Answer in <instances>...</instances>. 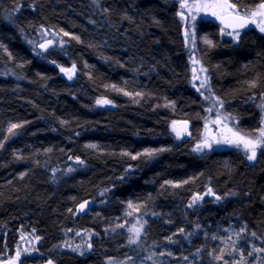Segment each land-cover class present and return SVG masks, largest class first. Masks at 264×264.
<instances>
[{"label":"trees","instance_id":"1","mask_svg":"<svg viewBox=\"0 0 264 264\" xmlns=\"http://www.w3.org/2000/svg\"><path fill=\"white\" fill-rule=\"evenodd\" d=\"M182 2L1 0L0 261L30 235L20 264H237V247L264 248V150L254 161L240 147L194 151L208 116L241 134L261 128L264 32L246 28L236 40L219 19H191ZM45 38L47 52L37 47ZM190 44L216 110L194 88ZM73 64L69 80L60 68ZM173 121L190 132L177 138ZM13 123L23 127L10 135ZM144 221L129 244L128 229Z\"/></svg>","mask_w":264,"mask_h":264},{"label":"snow or ice","instance_id":"2","mask_svg":"<svg viewBox=\"0 0 264 264\" xmlns=\"http://www.w3.org/2000/svg\"><path fill=\"white\" fill-rule=\"evenodd\" d=\"M181 9H188L189 12L193 8H195L197 11L200 10H212L211 14L214 16H217L218 19H221L222 23L224 22L225 18L223 16L218 15L215 9H221V11H226L227 12V18L232 21V23H228L226 26L231 27L233 29L232 33H228V35H233L234 33V39L238 40L240 36V32L237 29L244 28L248 24H256V26L259 28L261 32H264V0H261V2L254 8V9H245V8H238L237 3H228L227 0H201V2H195L192 4L188 3V0H183V2L180 5ZM180 15L182 20H186L187 17L185 16L184 12L178 13ZM257 17L260 18V21L257 22ZM191 19L195 20L196 17L195 15L191 16ZM62 31V30H61ZM223 31V30H222ZM46 34V33H45ZM64 36H68L69 33L63 32ZM185 38L187 42L188 38V33L185 32ZM73 39H76L79 41V37L73 36ZM195 39L193 35V40ZM206 43L211 44L212 41L210 40H205ZM31 43V41H29ZM53 45V40H46L43 43L39 44V48L42 49L44 52L48 51V48ZM0 47H4L3 45H0ZM37 55H41V53H36ZM55 63V61H53ZM194 63H198V61H194ZM76 66L75 64L72 65L71 68H60V71L63 72L65 75H67L68 79L71 80L72 76L75 73ZM195 71V70H194ZM201 71H206V69H201ZM196 79H199V77H195ZM207 86V81H202L200 87H206ZM253 86H255L253 84ZM115 90L117 91H122L121 89H117L115 85L112 86ZM195 87V85H194ZM199 91V89H197ZM210 90V89H209ZM124 95H131V93L124 92ZM203 95V93H201ZM136 96H140L141 93H135ZM220 103L221 107L223 106V103L221 101H217ZM97 104H111L112 102L107 99H99L96 101ZM262 109V112H264V104L259 106ZM212 109H209L211 111ZM228 117H225L227 119ZM261 121L264 123V114L261 116ZM61 123H64L61 121ZM213 123L220 124V118L219 114H217V119L213 121ZM177 122L173 121L172 122V131L176 133L177 138H179L182 135V131H186V122L184 129H178L177 128ZM23 127V124L19 123H13L11 124L7 131L10 135H15L17 129ZM225 128L230 135L224 136L221 139H215L212 142H209L207 138H205L201 143L197 144L196 148L194 151H202L204 148H211L212 143L216 144H228V145H234L236 147H243V150L246 154V157L249 161H254L257 158L258 150H264V127H261L259 129V135L258 136H253L252 134H241L239 131H233L231 128H227L225 125ZM0 147H3V143L0 142ZM88 147L95 148L96 145H88ZM165 149H159V150H145L144 153H142L145 156L151 157L153 156L157 151H164ZM48 151H51V149H48ZM261 154H264V151H261ZM127 155V153H125ZM141 155V154H137ZM137 156H132V159H136ZM77 162L80 164H83L84 162L80 160L78 157L76 158ZM69 172L74 171V169L69 168ZM166 183L171 184V181H167ZM186 183V181H185ZM178 186V185H175ZM209 193L212 192L211 189L208 190ZM231 195H236V193H231ZM196 199H202V197H196L193 200V203H195ZM217 200H220L221 197L217 196ZM88 204L87 201L79 205V210L83 211ZM129 208H134L135 210H138V208H135V206L129 202ZM192 205L190 204L189 207ZM69 211H72L69 209ZM132 213H127V215H131ZM147 223V221H144L143 223H139V226L133 225L128 229L129 233L131 235L129 236L128 243L129 244H136L139 239L142 231L144 230V225ZM118 227H124V225H118ZM184 229H180V232H183ZM244 229H241V232H243ZM76 235H80V233H76ZM253 236L256 235V233H252ZM216 237H213L215 239ZM36 240H39L40 237L37 236L35 237ZM170 242H172V238L168 237L167 238ZM89 248H91V245L89 244ZM73 251H76V249H73ZM199 251V250H198ZM256 252H261L264 251V248H256L254 249ZM25 252H27V249H25ZM83 254V253H81ZM169 256L172 255L171 252L167 253ZM253 253L249 252L248 255L251 256ZM161 255H164V253H161ZM21 256L22 253L20 252L19 249H17L15 256L6 260V261H0V264H20L21 261ZM148 259H151V257H148ZM185 260L188 259V257H184ZM217 259H222V256L217 257ZM48 264H53L51 260L48 261Z\"/></svg>","mask_w":264,"mask_h":264},{"label":"rangeland","instance_id":"3","mask_svg":"<svg viewBox=\"0 0 264 264\" xmlns=\"http://www.w3.org/2000/svg\"><path fill=\"white\" fill-rule=\"evenodd\" d=\"M195 2H201V0H188L189 4H192V3H195ZM211 11L212 10H200V11H197L195 8H193L191 10V12H189V10L187 9V12L190 14L189 15L190 17L192 15H195L196 18H200V17H204V18H207V19L208 18H210V19L214 18L215 20L218 21L217 16L212 15ZM214 11H216L218 13V15H220V16H222L225 13H227L226 11H221V9H215ZM256 19H257V22L260 21L259 17H257ZM250 25L254 26V27H257L256 24L255 25L254 24H250ZM186 32L189 34V30H186ZM189 46L191 47L190 64H191L192 69H193L192 72H193V80H194L195 88L196 89L198 88L199 92L201 93V91H202L203 94L206 91L207 100L210 103L209 104V109L216 110V109H218L220 107L217 105L216 101L213 100V98L211 96L212 93H210V91H209L207 73H206V71H201V69L202 68L204 69V67L202 66V64L199 61V59L196 57V55L194 53L193 46L191 44ZM194 61H198V63H194ZM195 77H199V79H196ZM202 81H207V86L206 87H200ZM98 105L102 106V107L111 106V104H98ZM216 119H217V114H214L213 116H208L207 117L206 126H205L201 136L196 140L195 148H196L197 144L201 143L205 138H207L209 142H212L215 139H221L224 136L230 135V133L227 132V130L225 128V125L227 126V128H231V129H233V131H237V130H235L234 126H231L229 123H227L224 120V117H222L221 115H220V121H221L220 124L213 123V121H215ZM261 127H264V123H262ZM177 128L178 129H184V126L178 125ZM188 132H190V131L186 127V131H182V134L185 133L184 135H187ZM258 135H259V131L254 136H258ZM231 146H234V145L212 143V147L211 148H204L202 151H199V152L195 151V152H197V153H205V152H208V151H210L212 149H219V148H225V147H231ZM234 147H236V146H234ZM240 148L243 149L242 146ZM228 233L229 234L232 233L233 234V238H238L239 237L238 233L233 231L232 228L230 230H228ZM21 236L23 238H26L24 233H22ZM26 239H27V241L26 240H22V239L19 240V243L21 245V248H19V250L22 253L21 261L23 259V256H27L29 254L30 243L31 242L33 243L32 240H34V238H32V235H30ZM25 249H27V252H25ZM236 249H237V251L234 252L233 255H235L234 260L236 261L237 264H264V258H263L264 257V252L263 251L255 252V253L252 252L253 254L251 256H249L248 254H246V255L245 254H240L241 252H246L248 249L244 250L243 247H237ZM16 251H15V253H16ZM15 253H14V256H15ZM10 258H12V257H10ZM10 258H7L6 260H8ZM109 264H134V263H127L125 261H122V262H110ZM141 264H145V263H141Z\"/></svg>","mask_w":264,"mask_h":264},{"label":"bare ground","instance_id":"4","mask_svg":"<svg viewBox=\"0 0 264 264\" xmlns=\"http://www.w3.org/2000/svg\"><path fill=\"white\" fill-rule=\"evenodd\" d=\"M0 4H1V2H0ZM254 25H255V24H254ZM219 26H220V25H219ZM220 27H221V26H220ZM221 30H222V29H221ZM223 30H224V29H223ZM225 30H226V29H225ZM231 32H232V31H231ZM246 32H247V31H246ZM241 35H242V34H241ZM249 35H250V34H249ZM223 36H224V34H223ZM225 38H226V37H225ZM226 39H227V38H226ZM46 40H51V39L45 38V39H42L41 41L38 42L37 47H38L39 50L43 51L42 49L39 48V44L42 43V42H44V41H46ZM233 40H234V39H233ZM239 41H240V40H239ZM49 48H50V47H49ZM49 48H48V49H49ZM205 69H206V68H205ZM208 77H209V76H208ZM194 88H195V87H194ZM197 89H198V88H197ZM198 92H199V91H198ZM201 93H202V91H201ZM255 112H256V111H255ZM248 114H249V113H248ZM188 133H189V132H188ZM184 134H185V133H184ZM230 195H231V194H230ZM230 195H228V196L230 197ZM229 199H230V198H229ZM238 199H239V197H238ZM236 200H237V199H236ZM238 201H239V200H238ZM227 202H228V201H227ZM236 202H237V201H236ZM236 202H235V203H236ZM242 203H244V202H242ZM227 204H228V203H227ZM238 204H239V203H238ZM232 205H233V204H232ZM242 205H243V204H242ZM257 206H258V205H257ZM238 207H239V206H238ZM238 207H236L237 210L240 209V208L238 209ZM231 208H232V207H231ZM247 208H248V207H247ZM232 209H233V208H232ZM225 210H226V209H225ZM234 210H235V209H234ZM241 210H242V209H241ZM245 210H246V209H245ZM223 211H224V210H223ZM230 211H232V210H230ZM236 212H239V211H235V213H236ZM232 213H234V212L232 211ZM243 213H244V212H243ZM236 214H237V213H236ZM224 215H225V214H224ZM235 216H236V215H235ZM237 216H238V215H237ZM238 217H239V216H238ZM241 219H242V217H241ZM243 219H244V218H243ZM243 219H242V220H243ZM244 221H245V220H244ZM226 222H227V221H226ZM226 222H225V223H226ZM228 222H229V221H228ZM228 222H227V223H228ZM246 223H247V222H246ZM263 225H264V224H263ZM224 226H225V225H224ZM261 228H263V227H261ZM263 229H264V228H263ZM263 229H262V230H263ZM263 233H264V230H263ZM123 248H124V247H123Z\"/></svg>","mask_w":264,"mask_h":264},{"label":"water","instance_id":"5","mask_svg":"<svg viewBox=\"0 0 264 264\" xmlns=\"http://www.w3.org/2000/svg\"><path fill=\"white\" fill-rule=\"evenodd\" d=\"M0 2H1V0H0ZM224 18H225V20H224V22L222 23V21H221V19H219V24L221 25V27H223L224 29H226L227 31H232L233 32V29L231 28V27H227L226 25L228 24V23H232V21L231 20H229L228 18H227V13H225V14H223L222 15ZM250 24H248L247 26H249ZM246 26V27H247ZM246 27H244V28H246ZM244 28H240V29H237L238 31H241V30H243ZM45 42V41H44ZM43 43V42H42Z\"/></svg>","mask_w":264,"mask_h":264},{"label":"flooded vegetation","instance_id":"6","mask_svg":"<svg viewBox=\"0 0 264 264\" xmlns=\"http://www.w3.org/2000/svg\"><path fill=\"white\" fill-rule=\"evenodd\" d=\"M250 27H254V26H251V25H250ZM250 27H249V28H250ZM256 28H257V27H256ZM258 29H259V28H258ZM239 32H241V31H239ZM230 33H232V32H230Z\"/></svg>","mask_w":264,"mask_h":264}]
</instances>
